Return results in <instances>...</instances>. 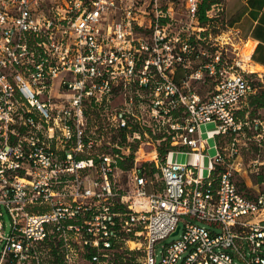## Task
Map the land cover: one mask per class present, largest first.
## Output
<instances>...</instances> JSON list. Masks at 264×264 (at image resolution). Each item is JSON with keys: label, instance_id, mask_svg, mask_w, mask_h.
<instances>
[{"label": "built area", "instance_id": "obj_1", "mask_svg": "<svg viewBox=\"0 0 264 264\" xmlns=\"http://www.w3.org/2000/svg\"><path fill=\"white\" fill-rule=\"evenodd\" d=\"M226 11V0H0V264H113L116 248L142 264H264V195L242 192L225 162L248 124L236 107L255 90L254 49ZM205 72L217 83L204 99L193 80ZM208 123L218 133L204 139ZM145 138L164 156L140 162Z\"/></svg>", "mask_w": 264, "mask_h": 264}, {"label": "rangeland", "instance_id": "obj_2", "mask_svg": "<svg viewBox=\"0 0 264 264\" xmlns=\"http://www.w3.org/2000/svg\"><path fill=\"white\" fill-rule=\"evenodd\" d=\"M228 1V0H227ZM229 7H236L238 5V0H229ZM250 43L248 47H250ZM200 66V60L194 62L193 68L191 71H195ZM181 73V72H180ZM255 82H261V78L257 76H253ZM217 79L214 76L208 75L206 72L204 77L201 80H193V88L198 94H200L204 99L208 98L214 91L216 87ZM260 88L256 87L255 93L259 92ZM254 94V93H253ZM251 94H248L236 107V115L240 120H245L248 124L241 130V132L236 135L239 140V154L234 157L226 156L225 162L233 165L234 168V179L238 187L249 197H255L257 195H264V108H259L253 110L252 107L249 106ZM246 108V110H245ZM246 111L244 113V118L241 117V112ZM256 119V120H255ZM262 122V123H260ZM202 136L203 138H207L209 134H217L218 128L216 123H208L201 126ZM124 141V140H122ZM143 141V148L139 153L140 162H148L154 158L155 152L152 150L155 147L160 148L161 150L165 149L163 143L158 144L155 140H151L145 138ZM218 141L221 142L223 148L228 146L230 141L229 138H220ZM216 142V139H209L208 145L211 147L206 154L210 156L216 153V150L212 148V145ZM133 150V149H132ZM162 152V151H161ZM159 154L161 157L164 155ZM126 159L123 158V162L125 163V168H119L116 172V179L118 180L117 186L121 191L124 190V186L128 180V172L133 166V157L135 154L133 151L126 155ZM160 157V158H161ZM169 161L171 162H185L191 164L195 161V155L193 154H185L180 152H172L169 155ZM209 157L205 156L201 160V166L203 167L200 171L202 177H206L208 175L207 167L209 166ZM125 170V171H124ZM4 228L3 232L7 235L11 232L12 221L4 208ZM174 237H168L162 241H160L156 245L155 249V257L156 261L159 262L162 256L163 246L167 243L172 242ZM264 249V248H263ZM2 251V246L0 245V254ZM264 253V252H263ZM110 260L113 264H120L116 259V255L112 253L110 255ZM137 264H142L141 256H137L136 258ZM57 264V263H55ZM81 264H88L87 262H82Z\"/></svg>", "mask_w": 264, "mask_h": 264}, {"label": "crops", "instance_id": "obj_3", "mask_svg": "<svg viewBox=\"0 0 264 264\" xmlns=\"http://www.w3.org/2000/svg\"><path fill=\"white\" fill-rule=\"evenodd\" d=\"M228 2L226 0L229 24L239 28L254 49L248 66V69L253 67L254 70L249 72L264 80V0H238V5L233 8L229 7ZM259 218L264 220V212Z\"/></svg>", "mask_w": 264, "mask_h": 264}, {"label": "trees", "instance_id": "obj_4", "mask_svg": "<svg viewBox=\"0 0 264 264\" xmlns=\"http://www.w3.org/2000/svg\"><path fill=\"white\" fill-rule=\"evenodd\" d=\"M205 7H206V4L202 6V10H204ZM202 20H204L203 17H202ZM254 58H255V56H254ZM251 75L253 76V74H251ZM260 81L261 82H255V80L253 81V87L255 88V90H256V87H259L260 90H259V92H256V93L254 90V92H253L254 94L251 93L249 106L252 107L253 110H250V113H252V111L255 112V110H258L259 108H264V80H260ZM245 110H246V108H245ZM245 110L243 112H241V114H240L242 119L244 118V113L246 112ZM243 121H245V120H243ZM218 139L219 138L217 137V140ZM165 153H166V150L163 149L161 154L164 155ZM119 166L121 168L126 167L125 163L122 161L119 162ZM113 253L116 255V259L118 260V262L120 264H137L136 258H137V256L141 255V253L138 250H128V249L121 250L119 248H116V250H114Z\"/></svg>", "mask_w": 264, "mask_h": 264}, {"label": "bare ground", "instance_id": "obj_5", "mask_svg": "<svg viewBox=\"0 0 264 264\" xmlns=\"http://www.w3.org/2000/svg\"><path fill=\"white\" fill-rule=\"evenodd\" d=\"M251 44V43H250ZM249 45V44H248ZM253 46H252V44L250 45V47H248L249 49H251ZM254 70V68L253 67H249V71L250 72H252Z\"/></svg>", "mask_w": 264, "mask_h": 264}, {"label": "water", "instance_id": "obj_6", "mask_svg": "<svg viewBox=\"0 0 264 264\" xmlns=\"http://www.w3.org/2000/svg\"><path fill=\"white\" fill-rule=\"evenodd\" d=\"M179 226L177 227V229H176V231L174 232V234L173 235H176L177 233H178V231H179Z\"/></svg>", "mask_w": 264, "mask_h": 264}]
</instances>
